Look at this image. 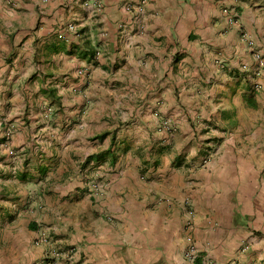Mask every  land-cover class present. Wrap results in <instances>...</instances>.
Listing matches in <instances>:
<instances>
[{
    "label": "crops",
    "instance_id": "crops-1",
    "mask_svg": "<svg viewBox=\"0 0 264 264\" xmlns=\"http://www.w3.org/2000/svg\"><path fill=\"white\" fill-rule=\"evenodd\" d=\"M9 1L0 103L31 98L35 82L21 80L35 75L41 115L42 90L64 80L55 119L75 130L27 149L45 175L19 190L32 189L0 229V264H264V67L252 74L257 61L224 13L238 10L264 58V0H102L99 14L83 0ZM70 22L76 32L58 40ZM13 142L28 146L25 134ZM38 225L50 244L36 243ZM52 248L69 257L48 259Z\"/></svg>",
    "mask_w": 264,
    "mask_h": 264
},
{
    "label": "rangeland",
    "instance_id": "rangeland-1",
    "mask_svg": "<svg viewBox=\"0 0 264 264\" xmlns=\"http://www.w3.org/2000/svg\"><path fill=\"white\" fill-rule=\"evenodd\" d=\"M1 4H6L8 6L12 5V1L7 2V0H1ZM102 3L103 1L100 0ZM81 6L86 8L87 10H90L93 14H99L103 11H99L95 4H92L90 0H83L80 2ZM104 7V4H103ZM128 10L131 9L129 5L125 6ZM76 23L70 22L64 26V28L61 31L57 32L58 40H63L66 38V33H74L76 32ZM257 48V45H256ZM258 49V48H257ZM259 50V49H258ZM260 51V50H259ZM74 53V52H73ZM99 52L95 53V58ZM75 55V54H74ZM262 55V54H261ZM79 57H83L81 54L78 55ZM263 57V56H262ZM85 58V57H84ZM264 60V58H263ZM37 64H39V60H37ZM257 67V66H256ZM255 67V68H256ZM264 67V66H263ZM261 68V70L263 69ZM78 79L82 81V83H86L89 77V72L87 68H80L77 71ZM57 83L53 84H60L64 80L56 79ZM29 83H34V86H31V88H35L36 92L31 98H27L26 94L21 95L19 98L14 95V105L7 102L0 103V229L6 227L8 223L13 225V222L11 223L12 218L9 217L12 213H14V208H18L17 203L19 200L24 201V199H29L30 194L29 191L32 189L29 188L27 190V194H25V198L21 195L22 193H19L20 189L23 187H30L32 184H29L28 182H36L35 179L39 178V175L41 176L45 175V171L42 169L39 171V159L38 156L33 158L31 156L27 157V149L33 150V151H39V147L42 144L39 142V138L45 134H51L58 136H64L65 139L69 134H74L75 128L69 127L68 121L66 120L67 117L63 118L64 122L62 120H56L55 117L61 116L60 114H65L61 109L63 98H61L60 95L57 94V89L52 85V87H48L47 89H43L41 93V97H44L47 102L45 104L44 110H42V114L39 115V90L37 89V86H39V79L36 78L35 75L30 76V78H26L21 80V83L26 86ZM53 83V82H52ZM50 83V86L51 84ZM255 89V88H254ZM262 89V88H261ZM260 89V90H261ZM77 91V88L74 89ZM259 90V91H260ZM79 91V90H78ZM257 91V90H255ZM26 92V91H24ZM16 97V99H15ZM31 101V102H30ZM32 104V105H31ZM20 106L21 109H18L17 107ZM14 108L12 110L11 108ZM36 114V117L34 118V115ZM32 115V116H31ZM56 115V116H55ZM58 123V124H56ZM161 125L163 127H166L172 132H175V125L170 124L169 121L162 120ZM76 128H83V121H79L77 123ZM25 134L27 136L28 146L22 149V146H18L17 144H13L14 137L22 136ZM110 132H104L102 134H99L96 138H105L108 136ZM62 141L65 140H60ZM110 151V150H109ZM208 151H211V153L216 154L215 148H209ZM208 151L204 153V158L206 155H209ZM95 156V155H93ZM40 157V156H39ZM202 159V161L204 160ZM92 156H90L87 161H91ZM41 166V165H40ZM27 167H33L35 176L28 177V175H25V173L21 174L18 173L19 169L26 171ZM47 167V166H46ZM47 171V170H46ZM32 178V179H29ZM94 189H97L94 187ZM27 195V196H26ZM6 221V222H5ZM18 223V227L21 225V222L14 221V224ZM23 226V225H21ZM50 228L42 226L39 229V225L37 226V233H39L41 230L46 231L47 233H52ZM5 231V229H3ZM10 228H8V231ZM3 231V233H4Z\"/></svg>",
    "mask_w": 264,
    "mask_h": 264
},
{
    "label": "built area",
    "instance_id": "built-area-1",
    "mask_svg": "<svg viewBox=\"0 0 264 264\" xmlns=\"http://www.w3.org/2000/svg\"><path fill=\"white\" fill-rule=\"evenodd\" d=\"M90 2L92 4H95V6L97 7V9L99 11H101L104 7H103V3L100 0H90ZM224 13L226 15V19L229 23L239 26V29L242 31L241 36L242 39L246 42L248 49L250 50V52L252 53L253 57L255 58V60L257 61V67L255 68V70H251L253 71V75L257 76L260 74L261 72V68L264 66V60L263 57L261 55V52L256 48V42L255 40L252 38V36L244 30V26L241 24L240 22V15L239 12L236 8L234 7H226L224 9ZM243 68L246 71H249L250 68H248V65H243ZM254 88L255 90L259 91L262 88V85L260 83H255L254 84ZM209 155H206V157L203 160V164L207 165L212 156L214 155V153H211V151H208ZM51 233H47L46 231H40L38 234V238L36 243L40 244V245H48L51 243ZM198 256V250L196 248V246L193 244L189 251L187 252V258L194 261ZM47 257L48 259H55V260H59L61 258H68L69 256L67 254L62 253L59 249H54L52 248L48 253H47ZM208 264H219L217 261L214 260H210L208 262ZM227 264H254V263H247V262H240V261H232L229 262Z\"/></svg>",
    "mask_w": 264,
    "mask_h": 264
},
{
    "label": "trees",
    "instance_id": "trees-1",
    "mask_svg": "<svg viewBox=\"0 0 264 264\" xmlns=\"http://www.w3.org/2000/svg\"><path fill=\"white\" fill-rule=\"evenodd\" d=\"M87 55H88V53H85V54L83 55V57H87ZM108 152H110V151L108 150ZM95 157H98V155L92 156V158H95Z\"/></svg>",
    "mask_w": 264,
    "mask_h": 264
}]
</instances>
